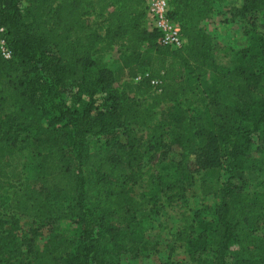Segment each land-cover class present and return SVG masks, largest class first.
I'll return each instance as SVG.
<instances>
[{"label": "trees", "instance_id": "1", "mask_svg": "<svg viewBox=\"0 0 264 264\" xmlns=\"http://www.w3.org/2000/svg\"><path fill=\"white\" fill-rule=\"evenodd\" d=\"M211 2L169 0L184 39L173 49L147 26L145 0H0V41L11 52L0 50V180L17 168L19 142L35 148L31 177L10 197L0 194L9 213L26 218L29 235L17 238L0 220V264H119L124 253L156 252L137 214L156 212L161 196L186 201L201 171L220 174L202 183L217 201L194 209L175 235L191 264H264V240L255 256L250 227L264 217V193H250L244 174L264 165V23H249L245 46L218 70L201 25ZM235 10L264 12V0H241ZM90 14L95 21L85 23ZM96 45L122 48L121 63L101 65ZM209 72L214 78L202 83ZM122 78L127 93L118 96L112 84ZM137 127L147 130L145 141ZM90 138L99 141L93 150ZM145 150H161L160 167L146 171L147 189L134 196ZM170 151L180 158L166 161ZM42 228L49 235L38 249Z\"/></svg>", "mask_w": 264, "mask_h": 264}, {"label": "rangeland", "instance_id": "2", "mask_svg": "<svg viewBox=\"0 0 264 264\" xmlns=\"http://www.w3.org/2000/svg\"><path fill=\"white\" fill-rule=\"evenodd\" d=\"M240 2L241 0H212L209 7L210 18L201 23L203 28L210 31L213 54L218 62V70L230 68L233 54L245 46V34L249 28V23L252 20L261 24L264 23L263 11L246 17L238 14L235 8L240 5ZM21 15L25 21L31 19L25 2H21ZM84 21L85 23L95 21L93 14L86 16ZM96 22L97 31L103 34L105 23L101 20H96ZM97 47L98 45L95 46L92 57L97 59L101 65L114 70L121 63L124 55L122 48L114 45L110 50L101 52L97 50ZM214 76V72H209L201 78V82L209 84ZM124 80L126 78H122L112 84L118 96H123L127 93L126 88L123 87ZM75 99L76 96H73L70 103L75 104ZM81 99H86V95L82 94ZM170 105V103L163 104L159 107V110L166 111ZM5 112L0 108L1 115ZM135 133L141 141H145L147 130L144 127H137ZM98 144L99 141L97 139L90 138L89 148L91 150L96 148ZM17 147L19 148L16 153L17 158H19L17 168L8 179L0 180V194L4 197H10L12 192L21 187L25 180L33 174L34 146L27 141H21ZM160 152L161 150H145L143 161L137 168V172L141 173L140 178L136 183L130 185L134 196L147 189L145 186L146 171L158 172L160 167ZM179 158L180 154L177 151H170L166 154V161H175ZM218 174H220V171L198 172L195 174L197 180L193 183L192 191L188 193L186 201L179 200L168 204L164 197L161 196L156 203V212H149L148 210L139 212L137 216L146 222L147 239L157 242L155 246L157 248L156 252L149 250V254L136 258L131 257L129 253H124L121 255L119 264H191L184 249V243L177 241L175 235L185 223L190 222L194 209L200 208L203 205H211L217 201L212 198L211 194L203 193L202 183L210 182L211 178L216 177ZM244 174L247 178V189L250 193H264V165L261 166L259 162H256L252 168L246 169ZM7 202L8 198H0V220L5 221L3 228L8 229L12 224L17 238L28 237L27 228L23 225L26 218L9 213L6 209ZM250 227L254 228L256 244L254 253L255 256H259L260 251L258 246L264 240V217L253 219ZM48 235V229L42 228L39 235L33 240L34 247L41 249ZM22 249V258L25 261L30 260V255L25 253L26 248L23 247ZM9 262L10 264H16L11 258Z\"/></svg>", "mask_w": 264, "mask_h": 264}, {"label": "built area", "instance_id": "3", "mask_svg": "<svg viewBox=\"0 0 264 264\" xmlns=\"http://www.w3.org/2000/svg\"><path fill=\"white\" fill-rule=\"evenodd\" d=\"M145 6L147 26L158 31V42L173 49L181 47L184 39L181 36L179 23L169 16V0H145ZM0 50L5 58L11 56L4 40L0 41ZM137 79L139 76L135 77V80Z\"/></svg>", "mask_w": 264, "mask_h": 264}, {"label": "crops", "instance_id": "4", "mask_svg": "<svg viewBox=\"0 0 264 264\" xmlns=\"http://www.w3.org/2000/svg\"><path fill=\"white\" fill-rule=\"evenodd\" d=\"M208 32H210V31H208Z\"/></svg>", "mask_w": 264, "mask_h": 264}]
</instances>
